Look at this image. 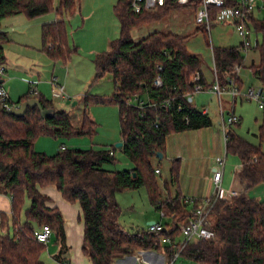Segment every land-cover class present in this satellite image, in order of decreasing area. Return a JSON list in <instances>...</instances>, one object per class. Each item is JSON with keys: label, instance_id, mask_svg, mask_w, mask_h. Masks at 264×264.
<instances>
[{"label": "trees", "instance_id": "obj_1", "mask_svg": "<svg viewBox=\"0 0 264 264\" xmlns=\"http://www.w3.org/2000/svg\"><path fill=\"white\" fill-rule=\"evenodd\" d=\"M130 2L116 0L114 3L113 11L120 26L119 38L111 41L108 49L93 59L92 82L109 74L113 93L110 97L85 96L83 101L85 107L91 102L117 106L122 142L119 150L133 167L120 171L103 167L115 162V146L64 148L53 155L34 149V141L41 135L58 138L94 134L96 122L85 110L81 124L75 127L66 111L54 110L51 100L29 91L11 104L15 106L37 98L43 109H52V115L43 118L37 107H28L22 117H16L0 105V193L10 198L13 229L12 235L0 233V264H43L40 255L45 244L36 241L33 233L44 224L55 232L60 252L67 249L62 215L57 208L48 207L49 198L38 191V187L46 185L55 186L66 201L79 204L84 224L82 252L92 264H112L115 257L132 255L138 250H163L171 258L178 249L179 226L192 215L180 193L179 158L171 165L169 180L163 181L165 195L156 179L160 169L153 166L152 160L159 159L157 152L163 158L170 134L211 125V119L191 103L194 85L200 83L204 88L207 85L202 77L199 81L192 80L195 72L200 73V59L186 50L184 36L171 31H154L137 42L130 38L131 30L158 22L171 12L189 6L167 0L156 11L136 13L131 10ZM75 7L76 0H0V21L17 14L33 19L54 11L56 20L41 26V50L52 60L65 64L75 48L68 46L64 17ZM251 28L255 35L264 33V21L252 18ZM8 41L7 34L0 31V63L5 61L3 44ZM253 48L259 50V62L248 68L264 91V40L261 44L257 41ZM241 50V45L212 48L220 87H228L232 80L241 89L242 81L236 70L242 65ZM157 77L160 86L154 85ZM135 96L156 102L168 100V104L148 108L141 114L128 101ZM259 129L258 145L241 138L230 127L226 129L225 150L240 159L239 178L244 183L243 191L229 199L216 200L207 225L214 237L189 242L179 255L200 264H264V200L246 194L248 189L264 182V151L261 149L264 113ZM141 187L146 190L149 204L162 212V217L170 219L159 231L139 229L130 232L118 222L121 209L115 194ZM171 187L175 188L172 194ZM26 199L29 205L24 207ZM198 203L194 200V206ZM7 221L1 213L0 227L3 228ZM162 238H168L170 242L161 243Z\"/></svg>", "mask_w": 264, "mask_h": 264}, {"label": "rangeland", "instance_id": "obj_2", "mask_svg": "<svg viewBox=\"0 0 264 264\" xmlns=\"http://www.w3.org/2000/svg\"><path fill=\"white\" fill-rule=\"evenodd\" d=\"M115 1L109 0V4H106V0H76L75 11L64 17L68 32V46L75 48V51L72 52L70 59L65 64L62 61L52 60L41 51V25L54 20V11L33 19L19 16L22 21L28 23L25 28L23 27L24 30L22 32L16 30L17 32L11 33L12 25L1 27L8 32V35L13 40L4 44L5 61L0 63V67L3 66L6 69L0 77V80L3 81L1 84L10 96V101L16 103L21 95L29 91L30 86L37 88L34 83L40 82L38 89L44 94L42 96L51 100L54 110L66 111L73 126L77 127L81 124L84 110L96 122V130L92 135H71L58 138L50 135H41L34 141V149L36 151L53 155L60 151L59 147L61 145L69 149H98L101 147H113L121 141L117 106L113 103L91 102L85 107L83 101L85 96L110 97L113 93V82L109 74H106L97 82H92V80L94 77L93 59L98 54L93 52L107 50L109 43L119 38V21L113 11ZM257 5L262 7V9H255L253 16L259 21H264V1L257 0ZM150 11H156V9ZM194 13L192 7L179 8L158 22L131 30L130 38L137 42L154 31H171L184 36L186 50L198 56L200 69L202 68L206 79L211 82L213 78L211 72L213 68L212 48L238 47L242 37L239 36L234 26L228 22H212L210 31H206L203 25L195 23ZM87 14L89 16H86ZM5 21L7 20H1L0 24L5 23ZM24 36L27 43L18 40L21 37L24 38ZM249 38L252 44H254L255 40L261 44L264 40V33L259 32L254 35L253 32L250 33ZM240 53L243 59L242 65L238 70V76L242 81V93L248 88L260 87L259 81L251 74L248 68L252 63L258 64L259 50L250 48L241 50ZM66 72L70 74L67 82L64 80ZM52 76L58 80L61 79L59 83L65 88V93L69 98L64 100L52 97L49 86L45 84ZM222 98L232 102L230 96H222ZM235 98L234 114L241 116L242 120L239 124H232L229 127L241 138L258 145L259 128L263 123L264 110L260 109L258 103L254 100H248L241 95H237ZM194 99H198L200 103L206 105L210 102L211 96L209 94H202L200 97L195 95ZM217 100V98L216 100L213 99L212 105L209 107V117L212 120L211 127L199 131L187 130L186 132L170 134L166 139L163 158L152 160L153 166L160 169V174L156 176V179L162 195L166 193L163 181L169 180L170 168L176 158H179L178 184L183 182L189 184L192 179L203 181L204 176H212L211 172L208 173V168L211 167L213 159L217 156H223L225 152L222 142V131L217 125L215 114L214 104L216 103L217 106ZM225 104L226 102L222 101L226 117L228 111L225 108ZM198 106L200 107V105ZM217 113L219 114V109ZM261 149L264 151V141L261 142ZM114 153L115 162L104 164L103 167L105 169L120 171L133 167L131 161L119 149H116ZM239 166V157L231 152L226 153L224 175L221 182V187L225 191L234 188V175ZM174 189V187L170 188L171 194ZM210 193L212 195L214 193L213 186L210 189ZM246 194L256 200H264V182L248 189ZM115 199L121 209L118 222L130 232L148 229L147 223L149 221L161 224L170 222L168 217H161L160 212L149 204L144 187L117 192ZM28 205L29 201L26 199L24 207ZM192 206L193 204L189 203L187 205L188 210H191ZM23 213L24 209L22 210L21 218H23ZM12 231L9 219L6 225L0 229V232L12 235ZM180 239L181 235L176 240ZM55 240L56 234L53 232L47 243L53 244ZM162 252L165 257L163 250L155 251V253ZM40 260L44 264H56L45 250L42 251ZM168 263L200 264L183 255H174L173 259L166 257V264Z\"/></svg>", "mask_w": 264, "mask_h": 264}, {"label": "built area", "instance_id": "obj_3", "mask_svg": "<svg viewBox=\"0 0 264 264\" xmlns=\"http://www.w3.org/2000/svg\"><path fill=\"white\" fill-rule=\"evenodd\" d=\"M167 0H131L130 8L134 12H140L143 10H154L158 7L164 6ZM178 5L192 7L195 9L194 20L195 23L203 25L206 31H210L211 24L213 23H230L234 26L235 30L242 37L240 42L241 49L247 50L253 48L257 43L255 40L254 44L251 43L249 38L250 33H253L251 28V19L254 18L253 11L255 9L261 10L262 7H258L257 0H175ZM264 1V0H263ZM255 35V33H254ZM213 58V57H212ZM157 70H160V67L157 66ZM237 71L239 69H236ZM5 72V67H0V77ZM213 79L210 84L209 90L218 96V109L220 114V125L225 135L227 127L235 124L238 121V117L231 110L228 112V115L225 117L223 105L220 100V95L224 92L228 93L232 98V101L237 95H241L248 100H254L258 103V107L264 110V91L261 87L259 88H248L245 92L241 93L234 83L229 81V86L222 88L219 86L218 78L216 75V69L213 63L212 68ZM200 73L195 72L193 75V81L200 80ZM37 83H34L36 86ZM50 85L52 87V95L61 96L64 95L63 86L57 82L56 77L52 76L50 79ZM155 86H160V79L157 77ZM205 88L202 84L196 83L194 85V94L200 91H203ZM29 93L32 95L37 94L36 87H29ZM128 101L131 105L136 107L141 111V114L148 109L153 107H166L168 100L162 102H156L150 100L147 97H132ZM0 105L6 110H9L13 105L9 99L7 91L4 89L0 82ZM226 138L224 137V142ZM65 147L61 145L60 150H63ZM225 154L223 156H217L214 159V165L212 167V182L214 185V193L210 197L204 198L199 203L194 206V199H185L187 205L192 203V215L187 219V221L179 226L181 239L179 240L178 249L173 253L171 259L174 255H179L180 251L184 248L186 244L194 240H209L214 237V232L207 227L208 225V215L209 212L216 200L219 199H229L233 196L238 195L239 193L235 190L225 191L221 187L222 175L225 165ZM156 173H159V170H155ZM160 216H163V213L160 212ZM163 229L161 223H153L148 225V230L150 231H159ZM52 233L51 228L44 224L34 230V238L36 241L45 244ZM168 238H162L161 243H169ZM171 262V260H170ZM169 262V263H170Z\"/></svg>", "mask_w": 264, "mask_h": 264}, {"label": "crops", "instance_id": "obj_4", "mask_svg": "<svg viewBox=\"0 0 264 264\" xmlns=\"http://www.w3.org/2000/svg\"><path fill=\"white\" fill-rule=\"evenodd\" d=\"M106 4H109V0H106ZM104 6H105V4H104ZM75 9H76V7H75ZM75 9H74V11H75ZM19 16H23V15L17 14V15L7 17V19L4 18L7 21H5V23H3V24H0V31L6 33L8 36V39H9V41L6 43H9L13 40L8 35V32L4 31V29L1 27H8V25H12L13 27L11 28V33H14L17 31L22 32V30H24L23 27L25 28L26 24H28V23H25V21H22V19H20ZM86 16H89V14H87ZM49 20H50V18H49ZM54 20H56V16H55ZM54 20H52V21H54ZM18 40L24 41L25 43H27L25 36H24V38L21 37ZM29 43H31V42H29ZM3 50H4V44H3ZM93 53H99V52H93ZM193 55H195V54H193ZM195 56H197V55H195ZM211 72H212V69H211ZM69 75H70L69 72L68 73L66 72V75H64V80L66 82L69 78ZM200 75H201L202 79L204 80V84L207 85V87L203 91L195 93L191 97V103L195 106V108L197 110H199L201 113H203L209 117V109H210L209 107L212 105L213 99H215V100H216V98L218 99V96L209 90V87H210V84L212 81L210 82L209 80L206 79L202 68L200 69ZM0 81H1V83L3 82L2 80H0ZM59 81H61V79L60 80L57 79L58 83H59ZM36 83H37L36 89L38 91L37 94L40 96L44 95L42 93V91H40L38 89L39 88L38 86L41 83L40 82H36ZM45 84H47L49 86L50 92L52 95V87L50 85V80H48V82ZM63 89H64V95L55 96V98H60V99H64V100H65V98H69L68 95H66V93H65V88H63ZM202 94H206V95L209 94L211 96V99H209L210 102L207 103L206 105H203L202 103H200L198 99L197 100L194 99L195 95L197 97H200V95H202ZM222 96L229 97L230 95L228 93L224 92L220 95V100H221V103H222V101L226 102L225 108L228 112L231 110L233 112H235L236 98L232 102L231 101L229 102L228 100H223ZM52 97H54V96L52 95ZM240 98H242V97H240ZM9 99H10V96H9ZM217 102H218V100H217ZM198 105H200V107ZM214 105H215V114H216L217 125L220 128V130L222 131V135H223L222 142H223V146L225 148V142H224L225 135H224V132H223L222 127L220 125V114L217 113L218 112V108H217L218 104H217V106H216V103ZM212 110H214V109L212 108ZM237 117H238V121L235 124H239V122L242 120L241 116H237ZM211 126H212V120H211V125L209 127H211ZM204 128H208V127H204ZM204 128L193 129V130L199 131V130H202ZM183 132H186V131H183ZM35 146H36V143H35ZM224 154L226 155V150H225ZM213 165H214V159L211 163V167L208 168V173L209 172L212 173ZM240 168H241V163H240L239 169L236 170V172H235L234 181H233L234 188L232 189V190H236L238 192L243 191V188H244V183L239 178ZM209 169H210V171H209ZM223 175H224V171H223ZM223 175H222V180H223ZM204 179H203V181L197 180V179L196 180L192 179L189 184H187L185 182L180 183L179 186H180L181 195L185 199L190 198V199H195L197 201H201L204 198L210 197L212 195L210 193V189L212 186L214 187L211 176L206 175V176H204ZM206 181H207V184H206ZM38 191L40 193L46 195L49 198L48 202L46 203L48 207H55L61 213L62 218H63V230H64V235H65V244L67 247V249L60 252V249H61L60 243L58 242V239L56 236V240L54 241L53 244L50 242L45 243V246H44L45 249L44 250L48 252V254L52 257V259L54 260V262L56 264H92L90 259L82 252V240H83L84 224H83L82 212H81L79 204L66 201L62 197V195L58 192L56 187L53 185H46V186L38 187ZM1 213H3L8 220L10 219V198L5 194L0 193V214ZM0 229H2V228L0 227ZM53 232L54 231H52V233ZM1 234H4V233H1ZM5 234H7V233H5ZM58 255H59V258L57 259ZM166 257H168L170 259V257L167 256L166 253H165V257H164L163 252L162 253H155L154 250H138L132 255H124V256L115 257L112 264H166Z\"/></svg>", "mask_w": 264, "mask_h": 264}, {"label": "water", "instance_id": "obj_5", "mask_svg": "<svg viewBox=\"0 0 264 264\" xmlns=\"http://www.w3.org/2000/svg\"><path fill=\"white\" fill-rule=\"evenodd\" d=\"M1 82V81H0ZM190 100V99H189ZM33 108V107H37L39 112H40V115L41 117H46L48 115H52V109H49V110H45L41 107V104L39 102V100L37 98H31L27 101H24L22 102L21 104L19 105H15L13 107H11L9 110H7V113L10 114V115H14L16 117H22L25 112H26V109L27 108ZM115 147L117 149H121L122 147V142H118L115 144ZM156 156L161 159L162 158V154L160 152H157L156 153ZM133 176H135V173L133 172ZM154 222L153 221H149L147 224L150 225V224H153Z\"/></svg>", "mask_w": 264, "mask_h": 264}]
</instances>
